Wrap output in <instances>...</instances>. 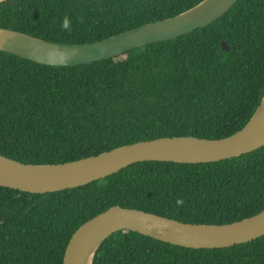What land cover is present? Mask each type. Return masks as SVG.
Segmentation results:
<instances>
[{
  "label": "trees",
  "instance_id": "trees-1",
  "mask_svg": "<svg viewBox=\"0 0 264 264\" xmlns=\"http://www.w3.org/2000/svg\"><path fill=\"white\" fill-rule=\"evenodd\" d=\"M200 1L5 0L0 27L93 42ZM263 92L264 0H238L207 26L90 64L45 65L0 50V153L63 163L159 137L223 138L249 121ZM114 205L190 223L252 216L264 209V146L215 162H136L58 191L0 185V264H63L78 227ZM93 264H264V235L190 248L119 230Z\"/></svg>",
  "mask_w": 264,
  "mask_h": 264
},
{
  "label": "water",
  "instance_id": "water-1",
  "mask_svg": "<svg viewBox=\"0 0 264 264\" xmlns=\"http://www.w3.org/2000/svg\"><path fill=\"white\" fill-rule=\"evenodd\" d=\"M3 1L5 0H0ZM237 1L202 0L172 17L85 43L53 42L0 27V50L45 65L90 64L145 44L174 39L207 26L223 16ZM222 47L229 50L226 41H222ZM61 56L64 57L63 61L59 59ZM262 146L264 92L249 121L235 133L223 138L159 137L63 163H24L0 153V185L33 193L58 191L89 184L136 162H215L241 156ZM119 230L137 231L190 248L228 247L264 235V209L230 223L206 224L183 222L143 210L114 205L78 227L66 246L63 264H93L102 242Z\"/></svg>",
  "mask_w": 264,
  "mask_h": 264
},
{
  "label": "clouds",
  "instance_id": "clouds-1",
  "mask_svg": "<svg viewBox=\"0 0 264 264\" xmlns=\"http://www.w3.org/2000/svg\"><path fill=\"white\" fill-rule=\"evenodd\" d=\"M59 59H60L61 61H63L64 57L61 56V57H59ZM181 203H182V201L179 200V199L176 201V204H177V205H179V204H181Z\"/></svg>",
  "mask_w": 264,
  "mask_h": 264
}]
</instances>
